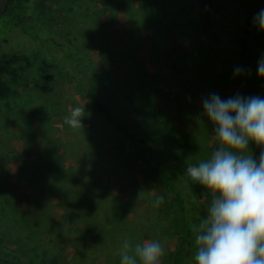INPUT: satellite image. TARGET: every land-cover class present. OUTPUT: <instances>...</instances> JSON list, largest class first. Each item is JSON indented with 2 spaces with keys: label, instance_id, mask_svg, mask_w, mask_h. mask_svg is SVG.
<instances>
[{
  "label": "rangeland",
  "instance_id": "374dc122",
  "mask_svg": "<svg viewBox=\"0 0 264 264\" xmlns=\"http://www.w3.org/2000/svg\"><path fill=\"white\" fill-rule=\"evenodd\" d=\"M5 1L0 0V10ZM166 1L169 0H150L149 4L164 6ZM184 1L187 4L190 2ZM258 1L217 0V21L223 39L221 51L205 46V42L202 44L200 39L206 38L200 35L196 18L189 8L187 10L190 14L185 13L184 23L181 26L174 24L173 30L168 25L162 27L159 20L153 30L142 26L139 21H129L124 8L132 5L122 0H30L28 15L33 17L29 24L34 25L38 36L44 34L55 41L68 43L75 49L74 52L85 55L111 80L117 75L125 76V68L119 63L126 58L133 62L131 66L137 70L144 63L145 73L153 74L162 88L161 94L154 98L158 108L157 113L155 111L151 117L156 122L153 123V131L157 135L164 133L163 127L168 125L175 129V144L171 146L177 149L181 157L178 164L187 167L198 164V154H191L197 151L198 142L207 140L213 150L218 145L212 126L202 115V99L210 93H218L222 98L235 94L247 96L246 90L236 83L237 78L229 76L228 72L234 68V62L222 51L226 38L239 39L241 36L236 25L244 26L246 21H253L258 11L264 9V1ZM169 3L174 6L176 0ZM139 6L138 3L133 4L135 8ZM4 25L0 20V55L12 52L20 55L21 51L30 48V52L34 48L43 50L41 45H35L20 29L13 28L10 32ZM253 27L252 24L247 29ZM125 28L128 29L123 31ZM253 35L252 32L247 38L250 42L254 39ZM103 41H110L115 49L111 48L110 53L107 50L100 52L98 48H103ZM199 44H202V51ZM124 47L128 49L127 54V50L117 53V48ZM249 52L251 56L258 53L253 43ZM253 56L251 59L255 65L258 60ZM26 57L32 63H29L22 79L15 85L11 84L12 94L8 103L0 101V185L18 183L26 193L36 185L37 195L28 201L35 202L28 208L30 218L37 220L42 208L43 214L53 218L57 224L67 222L78 229L71 232V237L82 240L80 245L83 243L80 231L89 227L92 233L88 234L87 245L83 246V243L78 250L80 264H114L112 258L119 255L124 239L134 243L159 239L165 253L173 251L175 239H167L164 235V194L145 163L135 155L126 140L94 110L86 94L77 91L76 84L69 80L65 72L42 65L40 58L35 59L33 55ZM108 58H113L112 62H108ZM42 71L46 79L43 78L40 81L42 85H39L37 76ZM33 79L37 82H33ZM136 86L130 89L128 97H133L132 92L140 93ZM35 94L54 107L50 123L45 116L37 115V104L32 96ZM29 96L33 106L28 105ZM77 107L84 108L82 127H72L65 119ZM41 117L48 124L40 122ZM203 135L207 139L199 140ZM195 139L197 144L193 145L196 149H191ZM38 141L49 154L54 151L63 154L72 170L68 186L79 193L89 194L99 203L98 206L90 208L79 201H73L61 207L49 191L40 188L43 183L38 177L31 176L36 174L30 166L33 149L39 144ZM250 149L253 148L250 146ZM181 154H185L186 159ZM203 159H208L207 154ZM52 165L47 160L44 168L47 170ZM21 168L23 176L18 175ZM208 195L211 200L212 194ZM161 197L162 203L156 206L155 201ZM119 200L123 202L124 210L118 216L120 220H117V215L112 214V204L115 205ZM70 203L75 204L77 209L68 207ZM200 203L206 208L207 214L209 202L206 204L201 200ZM106 223H111L113 229L115 225H118L116 228L121 227L125 238L108 243L99 231L100 226L108 225ZM61 248L68 260L73 254V247L62 244ZM161 264H166L164 256Z\"/></svg>",
  "mask_w": 264,
  "mask_h": 264
},
{
  "label": "trees",
  "instance_id": "16d2710c",
  "mask_svg": "<svg viewBox=\"0 0 264 264\" xmlns=\"http://www.w3.org/2000/svg\"><path fill=\"white\" fill-rule=\"evenodd\" d=\"M29 1L6 0L0 10V20L10 32L13 28L20 29L35 45H41L43 50L40 51L34 48L30 52L32 49L30 48V50L21 51L20 55L15 52L0 55V101L5 102V104L8 103L12 94L11 84H17L26 73L29 63H32L26 56L33 55L35 59L40 58V61H38L42 65L46 67L49 65L48 67H55L65 72L69 80L76 84L77 91L86 94L88 102L94 110L126 140L135 155L151 171L162 189L165 198L162 212V216L165 217L163 220V223L165 222L164 235L167 239H175L173 251L164 254L166 264H195L194 255L197 246L192 229L206 215V208L200 201L204 200L206 204L208 202L210 204L211 200L206 190L186 176V167L178 164V159L181 157L177 149L171 146L175 144L173 143L175 138L173 131L175 129L170 128V125L163 127L164 133L166 132L167 135L164 133H158L157 135L153 131V123L156 122L152 121L151 117L155 111L157 113L158 108L154 98L162 91L158 80L150 72L145 73L144 63L137 70L135 66H131L133 62H130L127 58L119 63L125 68V76L117 75L118 77L111 80L85 55L77 51L74 52L75 49L69 46L68 43L55 41L44 34L38 36L34 25L29 24L33 21L31 14L28 15ZM122 1L132 5L131 8H124L129 21H139L142 26L151 30H153L158 20L163 25L162 27L165 28L168 25L169 29L173 30L174 24L181 26L186 20L185 13L190 14L192 10L198 24L199 33L206 38L200 39L202 44L205 42V46H211L214 50L219 49L221 51L222 49L223 39L217 21L219 12L217 0H190L188 4L184 0H176L174 6L169 3L171 0L166 1L164 6H159L157 3L154 5L149 4L150 0ZM254 2L259 3L258 0H254ZM134 3H138L140 6L135 8L133 7ZM252 24L251 19L246 21L244 26L237 24L236 29L241 33L240 40L226 38L222 52L225 55L227 54L229 60L234 62V68L240 66L245 70L244 74L236 79V83H239L241 88L246 90L247 96H264V80L258 78L257 63L253 65L251 59L253 55L251 56L249 52L250 45L253 43L259 53L253 58L256 57L258 60L261 56H264V39H261L264 37V32H259L256 27L247 29ZM126 29L128 28L123 29V31ZM252 32L254 39L250 42L247 38ZM238 41L240 43H237ZM202 44H199L201 51ZM101 48H98L100 52L107 50L108 53H110L111 48L115 49L110 41L107 43L103 41V48ZM116 50L117 53L125 50H127L125 53L128 52L125 47ZM113 58H108L107 61L112 62ZM234 68L228 72L231 77ZM44 75L45 73L42 71L37 76L39 85H42L40 81L43 78L46 79ZM33 82H37V80L33 79ZM136 83L138 86H136ZM133 84L140 93L132 92L133 97L130 98L128 92H131L130 89H134ZM34 92L35 89L32 90L33 94ZM32 96L37 104V115L45 116L48 123H50L54 107L49 103L47 104L46 100L44 101L38 95ZM28 98V105L33 106L30 96ZM183 106L185 107V105ZM42 117L40 122L46 124L47 122ZM203 139H207L206 135L200 137L199 140L203 141ZM37 143L39 144L33 149L30 166L32 165L31 169L36 174L31 176L38 177L43 183L40 188L49 191L61 207L67 202L73 201H79L90 208L98 206L99 203L89 194L79 193L76 189L68 186L67 181L72 175V170L63 154L57 151L49 154L39 141ZM193 144H197L196 139L190 147L196 149ZM198 146L197 151L191 153L198 154V162L204 160L206 154L209 158L208 155L212 153L213 149L211 145H208V141L198 142ZM250 146L253 148L250 151L258 160L260 149L255 145ZM181 155L186 159L185 154ZM47 160L54 165L46 170L44 166ZM22 170L21 168L18 171V175L23 176L20 173ZM35 188L38 189L35 185L29 193H26L21 190L18 183L9 186L5 183L0 185V264H80L77 257L78 250L83 243V246L87 245L88 234L91 235L92 233L91 229L86 227L84 231H80L83 234L81 235L83 243L80 245L82 240L78 239V241L76 237H71V232L74 233L78 229L73 228L67 222L62 225L57 224L53 218H48L43 214L42 208L40 209L41 215L39 218L32 220L28 208L35 202L28 203V201L34 199L37 195V189ZM122 203L119 200L115 205L112 204V214H116L117 218L124 210ZM68 207L77 209L73 203H70ZM68 210L71 211L72 209L68 208ZM122 217L126 221L124 215ZM117 220H120V218ZM112 221L116 222L115 219ZM111 226V223L105 227L100 226L101 230H99L101 236L108 243L125 238L121 227L116 228L118 225H115V229H113ZM107 230L110 231L107 232ZM62 244L72 246L74 249L68 260H66L64 251L61 248ZM112 259L114 264H119V255H115Z\"/></svg>",
  "mask_w": 264,
  "mask_h": 264
},
{
  "label": "clouds",
  "instance_id": "9594fccd",
  "mask_svg": "<svg viewBox=\"0 0 264 264\" xmlns=\"http://www.w3.org/2000/svg\"><path fill=\"white\" fill-rule=\"evenodd\" d=\"M264 32V9L253 18ZM264 80V56L257 62ZM245 70L237 66L234 78ZM202 115L218 142L210 157L186 167L185 174L212 194L207 214L193 226L197 246L195 264H264V96L235 94L222 98L210 93L201 101ZM84 108H74L65 118L82 127ZM250 145L260 149L257 160ZM163 198H158L159 206ZM165 254L159 239L133 242L124 239L119 264H161Z\"/></svg>",
  "mask_w": 264,
  "mask_h": 264
}]
</instances>
